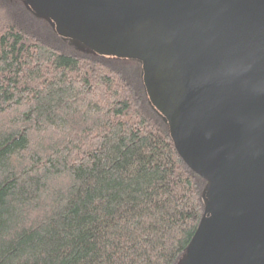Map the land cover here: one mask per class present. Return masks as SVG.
<instances>
[{"label": "trees", "instance_id": "1", "mask_svg": "<svg viewBox=\"0 0 264 264\" xmlns=\"http://www.w3.org/2000/svg\"><path fill=\"white\" fill-rule=\"evenodd\" d=\"M70 42L0 0V264H180L208 184L140 64Z\"/></svg>", "mask_w": 264, "mask_h": 264}, {"label": "water", "instance_id": "2", "mask_svg": "<svg viewBox=\"0 0 264 264\" xmlns=\"http://www.w3.org/2000/svg\"><path fill=\"white\" fill-rule=\"evenodd\" d=\"M56 35L136 61L208 184L184 264H264V0H20Z\"/></svg>", "mask_w": 264, "mask_h": 264}, {"label": "rangeland", "instance_id": "3", "mask_svg": "<svg viewBox=\"0 0 264 264\" xmlns=\"http://www.w3.org/2000/svg\"><path fill=\"white\" fill-rule=\"evenodd\" d=\"M67 45H69L73 50L75 49L77 53H85V50L82 47L76 45L75 43L70 42V43H67ZM180 264H184V262L182 261Z\"/></svg>", "mask_w": 264, "mask_h": 264}]
</instances>
